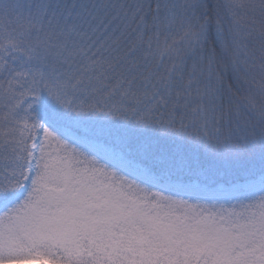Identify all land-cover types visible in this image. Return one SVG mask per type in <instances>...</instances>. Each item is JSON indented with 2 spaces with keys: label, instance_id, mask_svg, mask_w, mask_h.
Returning <instances> with one entry per match:
<instances>
[{
  "label": "snow or ice",
  "instance_id": "snow-or-ice-1",
  "mask_svg": "<svg viewBox=\"0 0 264 264\" xmlns=\"http://www.w3.org/2000/svg\"><path fill=\"white\" fill-rule=\"evenodd\" d=\"M0 264H264V0H0Z\"/></svg>",
  "mask_w": 264,
  "mask_h": 264
}]
</instances>
